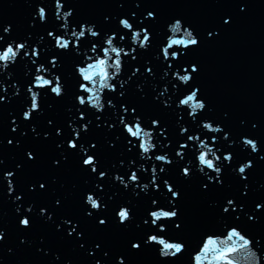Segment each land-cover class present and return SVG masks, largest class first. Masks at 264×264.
Here are the masks:
<instances>
[{"label": "water", "instance_id": "water-1", "mask_svg": "<svg viewBox=\"0 0 264 264\" xmlns=\"http://www.w3.org/2000/svg\"><path fill=\"white\" fill-rule=\"evenodd\" d=\"M61 3V18L57 19L55 0H0V51L9 43L26 45L14 63L0 65V264H118V257L124 264H193L194 254L201 252L209 235L218 241L217 251L209 252L207 258L202 256L201 264H257V256L259 264H264V0ZM38 5L47 13L44 23L39 19ZM70 9L65 33L62 13ZM149 12L154 13V19L147 16ZM121 18L128 19L133 30L148 29L151 43L147 49L139 48L131 39V31L120 26ZM176 19L182 21L179 33L168 28ZM81 25L91 26L99 36L94 39L86 33L78 51L58 49L55 39L48 35H65L75 42L71 32L79 31ZM8 26L6 34L3 29ZM184 28L193 31L199 45L188 49L174 45L169 53L176 51L179 58L164 60L160 49L170 39L184 38ZM113 33L116 46L125 50L136 47V51L124 58L121 54L122 70L112 81L116 91L104 89L100 94L103 111L81 107L76 96L88 94L79 90L83 81L76 65L85 66V56L94 55L92 44L98 45L97 54L105 58L101 49L107 47L104 41ZM34 47L39 50L38 58L23 54L31 53ZM109 55L115 57L114 53ZM53 57L58 60L56 67L50 63ZM40 64L49 70L40 73L45 78L61 77L64 94L56 97L50 88L34 89L40 91V107L25 120L23 113L31 105L27 89ZM192 65L197 72H191ZM147 68L152 69L151 74ZM185 68L192 80L182 84L173 73L183 75ZM195 88L206 107L197 110L193 119L188 116L191 109L177 105ZM109 100L112 106H108ZM122 105L129 108L128 113L122 112ZM81 113L84 119H80ZM121 116L128 123L139 116L145 131H153L156 148L144 154L151 159L141 158L138 140L128 143L131 138L119 122ZM153 119L159 120L158 127L152 128ZM202 122L218 125L221 131L208 132ZM83 125H87L86 131ZM182 128L188 131L181 134ZM196 135L220 156L214 161L222 169L219 178L207 168L200 171L204 166L196 159L199 141L187 140ZM243 138L256 140L259 151L253 153ZM69 140L80 147L69 148ZM184 143L189 145L187 149L180 148ZM178 150L184 151L183 158L176 155ZM85 153L95 156L97 172L83 165ZM227 153L233 157L230 163L223 159ZM165 154L171 164L155 160L156 155ZM249 160L252 167L243 179L237 169ZM153 166L158 170V191L151 184ZM184 167L190 168L189 177L183 176ZM160 168L165 171L159 172ZM101 171L106 173L102 179ZM133 171L139 176L136 183L128 180ZM7 172L13 175L5 178ZM117 175L127 188L115 179ZM165 180L179 192L178 199L173 200L167 192ZM145 184L149 185L146 191L142 190ZM89 193L103 205L100 210H92L85 202ZM152 200L166 210H178L177 218H162L166 227L164 236L159 237L185 245V251L174 258H161L162 246L145 243L148 235L160 234L148 215L155 210ZM228 200L233 205L229 206ZM257 205L261 207L257 209ZM122 206L131 210V219L123 224L116 215ZM24 217L31 221L28 227L20 225ZM100 219L106 223L101 225ZM233 227L252 244L248 251L238 249L218 259L220 251L232 247L227 232ZM133 243L141 247L133 249Z\"/></svg>", "mask_w": 264, "mask_h": 264}, {"label": "snow or ice", "instance_id": "snow-or-ice-1", "mask_svg": "<svg viewBox=\"0 0 264 264\" xmlns=\"http://www.w3.org/2000/svg\"><path fill=\"white\" fill-rule=\"evenodd\" d=\"M55 4H56L58 9H60V7L63 6V4L61 3V0H55ZM41 8L44 9V7H41ZM42 15H43V13L41 11H38V16L42 17ZM71 15L72 14H69L68 12L62 13V17L64 20V24L62 25V28L65 30V33L67 32L68 21H69V18L71 17ZM60 18H61V10H58L57 11V19H60ZM181 27L182 26L180 24H176L171 28V31L173 33H179L181 31ZM124 29H128V31H131V33H132L131 39L134 42H136V44L139 48L147 49L149 47V45L151 43V37H149L148 30L147 31H143L142 29H140L138 31L133 30L134 26L130 21H127L125 23ZM3 31H5V29H3ZM86 33L88 35L92 34V37H95V32H94L93 28L91 26H85V25H83V27L81 25L79 31H76L75 29L72 30L71 36L75 38V42H73L72 40L66 39L65 35L57 36L53 32H49L48 35L55 39V44H56L58 49H60L62 51H67L70 48H75L78 51L80 48V41L86 37ZM141 33H143L142 39H141ZM113 34L107 36V38L104 41V43L107 45V47H103L101 49L105 58H100V55L97 54L98 45L92 44L91 52L94 55H86L85 56V61H86L85 66L82 67L79 64L76 65V72L78 73L80 80L83 82H88V83L82 82L79 84V88L81 87V85H83V87H84V90L81 92L85 93V94L87 93L88 95L87 96H85V95H77L76 96V99L78 96L83 97L84 106L89 104V102H90L89 96L91 95L92 99L96 100V107L104 109L105 104H104V102H101V95L100 94L104 89H108L110 91V89H112V87L115 86L112 83V81L117 78V76L121 73V70H122L121 54H123V58H124L126 56H129L131 53H135V51H136V47H133L131 50H125L124 47L116 46L114 44V41L116 40V35H115V33H113ZM183 37H184V39H170L166 45L164 44V46L160 49L164 60L167 61V60H169V58L174 59L173 53H177V52L172 51L171 55L169 53V50L172 49L174 45L175 46H183V48L188 47V46H192L190 44V42L192 41V33L183 29ZM57 38H60V39H57ZM120 39L123 40V39H125V37L121 36ZM25 48H26V45L23 43H20L19 47L17 44H15V46H13V44H11L10 49L8 48V45H7V47H5L2 51H0V65H3L4 67H7L9 65V64L3 63L4 60H7V61L15 60L16 61L19 54ZM176 48H181V47H176ZM6 49H7V51H6ZM109 53H114L115 57L113 58V56L109 55ZM23 54L25 56L31 55L32 57H39V50L37 48H35V49L33 48L31 50V53L24 51ZM93 56L95 58H93ZM133 57H135V56H133ZM33 63H35V60H33ZM50 63L53 67H56L58 60L57 59H51ZM40 65H38L36 67L35 71L37 74L34 76L33 81L30 83V85L27 89L29 95L40 97V91H34V89L39 88V89L45 90V89L50 88V91H52V89H56L58 92L61 93V96H62L64 94V84H63L61 77L60 76H54L52 79L45 78V75L40 74V73H47L49 70L45 67H43V68L39 67ZM89 66H92V67H89ZM169 67H171V65H169ZM109 70H111V72ZM146 71H148L151 74L152 69L147 68ZM183 71L185 73L183 75H181L179 71L174 72L173 77H174V79H177L180 82L184 81V84H187L188 82H190L189 77H191V80H192V75H191V73H189L187 68L183 69ZM191 72H193L192 68H191ZM165 75H167V72H165ZM102 77H103V86H101V78ZM93 81L95 82V86H96L95 92L90 93L89 90L93 88ZM89 84L91 85V87L89 86ZM165 91H167V89H165ZM198 93L199 92H197L193 89L188 94L184 95L183 98L179 99V101H178V104H180L181 106H187L188 109H191V111H188V116L193 118V119H195V117L198 114V112L200 111V109L204 107V105L200 104V99H199ZM0 98H3V97H0ZM109 101H108V106H112V105H109ZM31 105H32V100H31ZM31 105L25 112H29L32 115L33 111L31 109ZM165 106H167V101H165ZM121 110L125 114L129 112V108L126 106H123V105L121 106ZM197 110H199V111H197ZM131 112L133 114H135L136 108L135 107L131 108ZM81 115L83 116V119H84L85 118L84 114L81 113ZM119 122H120V124L123 125L124 132L127 134V136L129 138H131L128 140V143L131 145L133 140H138L141 158L151 159L150 155H144V154L149 153L150 150H151V152H153L156 148V144L152 143L153 131L151 129H150L151 131H145L146 128L143 126V123H142L139 116L135 117V121L133 123L126 122L125 117L121 116ZM159 123H160L159 120L153 119L151 121L152 128L158 127ZM204 126H205V128L210 127V125H207V124ZM181 131L186 133L188 131V129H181ZM219 131H220L219 129H215V128H213V130H212L213 133H216ZM77 133L78 132H76V134H75L76 139H79V137L77 138ZM187 140L188 141H193V140L199 141L198 148L200 149V151H199L197 156H199L201 153H207V156L205 157V159L207 161L213 162L212 164H209L207 166L200 167V171H203L205 168H207L209 170V168H212V167H214L216 170L220 169V167L217 166V163H214L216 152L213 151L212 148H209L207 143L204 140H201L200 136H188ZM69 141L74 142V147L72 149H76L77 147H80V146H78V144L76 143L75 140H69ZM245 143L247 144L248 141H245ZM68 147H69V142H68ZM92 147H95V145ZM188 147H189L188 144H181L180 145L181 149H187ZM85 155H86V158L83 159V164L86 167L91 168L92 172H93V169H95V172H97L98 169L96 166L97 161H96L95 156L89 155L87 153H85ZM176 155L178 157L183 158L185 153H184V151L178 150L176 152ZM210 155L212 158H209ZM90 157L92 159H89ZM223 159H225V158L223 157ZM232 159H233V157H232ZM155 160L160 161L164 164H169V161H170V159L168 158V156L166 154L165 155H156ZM184 168L188 169V172L185 174L190 175L191 174L190 168L189 167H184ZM151 171L153 174L151 184H152L153 188L158 191L160 188V184L157 182L158 170L155 166H153ZM164 171H165L164 168L159 169V172H164ZM102 173H104V172L101 171L99 173V175ZM215 173L217 174V172H215ZM219 176H217V178H219ZM116 179L118 181H120V183L127 185V184H125L124 179L121 176H118ZM128 180L132 183L138 182L139 176L137 175V172L133 171L131 173V175L128 177ZM163 184H164V187L167 189V192L171 194L172 199L175 200L177 195H179V193H177V191L174 189V187L167 180H165L163 182ZM40 187L43 188L44 185L41 184ZM148 187H149V185L145 184V185H143L142 190L146 191L148 189ZM206 187H207V185H206ZM93 198L97 199L94 195H93ZM154 201H155V203H154ZM151 203L155 208V210L150 211L151 213H154L155 215L150 214V212L148 213L149 217L151 218V225L155 224V227H157L158 229H161L165 226L163 221L172 220V219L177 218L178 212L176 211L175 208H173L172 210H166L164 207L158 206V202L156 200H152ZM227 203L229 206L233 205L232 200H228ZM100 206L103 207V205L101 203H100ZM122 208L128 209V211L125 213L126 216L128 217V219L125 220V223H126L127 221H129L131 219V210L127 207L122 206V207H120L119 211ZM224 211L228 212L229 208H227V207L224 208ZM117 213H116V215H117ZM162 218H166V219L162 220ZM158 221H161V222L157 223ZM27 223L30 225L31 221L29 219H27ZM144 223L148 224L149 221L145 220ZM176 228L177 229L180 228V225H178ZM164 232L165 231H159L160 234H155L154 236H153V234L148 235L147 240L149 239L150 236H152L153 244L162 246V247H160V249L164 255L172 256L176 252L180 251V249H179L176 242H174V241L168 242L171 240L168 239L166 241L165 239L159 238V237L164 236L163 235ZM210 236H213V235H210ZM227 241L232 242V247L225 248L222 251H220V255H219V257H217L218 259H222V258H224V256L227 253L236 252V251H238V249H242L245 251L249 250V239L240 230H238L235 227L231 228L227 232ZM217 243H218V241L215 239H207L206 242L204 239L202 247L200 248L199 251H201V249H203V253L206 254L209 250H215ZM220 243L223 244L225 242L221 241ZM132 246H133V244H132ZM139 247H141L140 244H139ZM200 260H201L200 256L196 257L197 264H200Z\"/></svg>", "mask_w": 264, "mask_h": 264}, {"label": "clouds", "instance_id": "clouds-1", "mask_svg": "<svg viewBox=\"0 0 264 264\" xmlns=\"http://www.w3.org/2000/svg\"><path fill=\"white\" fill-rule=\"evenodd\" d=\"M56 6V5H55ZM62 7L63 6H61L60 7V9H58L57 8V6H56V12L58 11V10H61L62 9ZM243 10V9H242ZM38 11H41L42 13H43V15H42V17H39V19H40V21L42 22V23H44V22H46V18H47V13L45 12V8L44 9H42L39 5H38ZM68 13L69 14H72V10L70 9L69 11H68ZM147 16L149 17V18H155V15H154V13H152V12H149L148 14H147ZM127 21H129L128 19H125V18H121L120 19V21H119V23H120V26L121 27H125V23L127 22ZM226 23L228 22L227 20L225 21ZM176 24H180V25H182V21L180 20V19H176L172 24H170L169 26H168V28H172L174 25H176ZM61 27H62V25H61ZM82 27H83V25H82ZM5 29V33L7 34V33H9V31H10V26H8V27H5L4 28ZM186 31H188V32H190V33H192V41L190 42V44L192 45V46H188V47H184V48H182V49H188L189 47H196V46H198L199 45V40H198V38L194 35V33H193V31L190 29V28H184ZM143 31H147L148 29L147 28H143L142 29ZM95 32V37H92V34H89L92 38H97L98 36H99V33L97 32V31H94ZM114 35V34H113ZM211 35V34H210ZM149 37H151V34L149 33ZM0 39H2V37H0ZM57 39H60V38H57ZM181 39H184V38H181ZM11 44L12 43H9L8 44V48L10 49L11 48ZM23 44H25V43H23ZM18 45V47L20 46V43H18L17 44ZM57 47V46H56ZM34 49H35V47H34ZM6 51H7V49H6ZM106 51V50H105ZM179 55H180V53H173V58L174 59H178L179 58ZM38 58V57H37ZM52 59H57L56 57H53ZM133 59H135V57H133ZM5 64H7V60H4L3 61ZM15 62V60H13V63ZM39 67H41V68H43L44 67V65L43 64H41ZM89 67H92V66H89ZM191 68L193 69V72H197L198 71V69H197V67L195 66V65H192L191 66ZM186 69V68H185ZM139 69H136V71H138ZM58 76V75H57ZM39 79V78H38ZM189 79H190V81H191V77H189ZM181 83L182 84H184V81H181ZM101 86H103V77L101 78ZM58 87V86H57ZM95 82L93 81V88L92 89H90L89 90V92L90 93H94L95 92ZM175 87V86H174ZM79 90L80 91H83L84 90V87H83V85H81V87L79 88ZM195 91H197V92H199V89L198 88H195L194 89ZM110 91H112V92H114V91H116V89H115V86H113L112 87V89H110ZM51 93L52 94H54L56 97H60L61 96V93L60 92H58L56 89H52V91H51ZM30 98H31V100H32V105H31V109H32V111L34 112V111H37L38 109H39V97H36V96H30ZM3 98H0V100H2ZM89 104H88V106L90 107V108H95V110L97 111V112H101V111H103V109L102 108H97L96 107V100H93L92 99V96L90 95L89 96ZM77 102H78V104L81 106V107H83L84 106V104H83V97H77ZM200 104H202V105H204V107L203 108H201L200 109V111H202V110H204L205 109V107H206V104L204 103V101L203 100H200ZM109 105H112V101L110 100L109 101ZM177 107L178 108H182L181 107V105L180 104H178L177 105ZM23 118L25 119V120H28V119H30L31 118V114L29 113V112H24L23 113ZM80 119H83V116L81 115L80 116ZM210 125V127H208V128H205V126L204 125ZM83 127V129L86 131L87 130V125H83L82 126ZM202 128L204 129V130H207L208 132H212V130H213V128H215V129H219L220 131H221V128L217 125V126H215V127H213V124L212 123H210V122H202ZM182 129H187V128H182ZM13 130H15V129H13ZM184 132L183 131H181V134H183ZM58 134H59V130H58ZM196 136H199V135H196ZM79 137V134L77 133V138ZM227 138V133L225 134V139ZM245 141H248V143L246 144L245 143ZM213 142L215 143L216 142V138L215 137H213ZM9 143H11V141H9ZM184 144H187V143H184ZM243 144L246 146V147H251V150H252V152L253 153H257L258 151H259V147H258V143H257V141L256 140H253V139H248V138H243ZM94 146V145H93ZM74 147V142H72V141H69V148H73ZM209 148H212L211 146H209ZM207 156V153H201L199 156H197L196 157V159L198 160V164H199V166H201V165H203V166H207V165H209V164H212L213 162L212 161H207L206 159H205V157ZM29 158H32L31 157V154H29ZM224 160L225 161H227V162H231L232 161V154L231 153H227V154H225L224 155ZM89 159H92L91 157L89 158ZM220 160V156H218V155H216L215 156V161H219ZM0 163H2V161H0ZM172 163V161L170 160L169 161V164H171ZM84 165V164H83ZM85 166V165H84ZM142 168H143V166H141ZM252 167V161H247L246 163H242L240 166H239V168L237 169V171H238V173L241 175V177L243 178V179H246L247 177L244 175L245 173H246V171H247V169H249V168H251ZM209 171H212V172H217V176H219L220 174H221V172H222V169L220 168L219 170H216L214 167H212V168H209ZM135 172V171H134ZM188 172V169L187 168H183L182 169V174H183V176H185V177H189L190 175H188V174H185V173H187ZM93 173H95V169H93ZM13 175V173H11V172H7V173H5L4 174V176H5V178H9V177H11ZM104 175H106V173H102V174H100V178L102 179V178H104ZM118 177V175L115 177V179ZM210 180H211V178H209ZM125 186V188H127V185H124ZM205 188H206V185L204 186ZM12 190V182H11V180L9 179V191H11ZM156 190V189H155ZM177 193H179V192H177ZM179 198V195H177V197H176V199H178ZM17 199H21V197H17ZM88 205H90V208L92 209V210H100L102 207L100 206V201L98 200V199H94L93 198V194H91V193H89V194H87L86 195V201H85ZM171 202V201H170ZM154 203H155V201H154ZM261 207V205H257V209H259ZM31 209H28V211H30ZM42 212L44 211V210H41ZM128 211V209H126V208H122L118 213H117V216H118V218H119V222L121 223V224H123V223H125V220H127L128 219V217L126 216V212ZM177 212H178V210H176ZM150 214H152V215H155L154 213H151L150 212ZM88 215H91V212H89L88 213ZM27 217H24V218H22L21 220H20V225L21 226H23V227H28L29 226V224L27 223ZM99 223L101 224V225H103V224H105L106 223V221L104 220V219H100L99 220ZM179 224H176L175 225V227H177ZM153 227H155V224H153L152 225ZM165 227L166 226H164L163 228H161V229H159V231H164L165 230ZM155 234H153V236H154ZM207 239H212V236H207L206 237ZM3 239V236L2 235H0V240H2ZM146 244H153V238H152V236H150L149 237V239L145 242ZM177 243V245H178V247H179V249H180V251H178V252H176L174 255H172V256H166V255H164L163 253H162V251H161V249H160V251H159V254H160V257L161 258H174V257H176L177 255H179V254H181V253H183L184 251H185V245L183 244V243H180V242H176ZM252 244V241L249 239V245H251ZM132 248L133 249H139L140 247H139V243H133V246H132ZM217 251V249H215V250H209L206 254H204L203 253V249H201V252L200 253H195L194 254V256H193V264H197V261H196V257H198V256H200L201 257V260H200V264H201V261H202V256H203V258H207V255H208V253L209 252H216ZM219 255H220V253H219ZM97 264H99V262H97ZM118 264H124V261H123V258L122 257H118ZM257 264H259V258H258V256H257Z\"/></svg>", "mask_w": 264, "mask_h": 264}]
</instances>
